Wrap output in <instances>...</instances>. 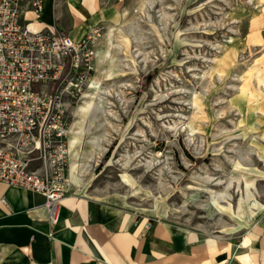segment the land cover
<instances>
[{
	"label": "rangeland",
	"instance_id": "374dc122",
	"mask_svg": "<svg viewBox=\"0 0 264 264\" xmlns=\"http://www.w3.org/2000/svg\"><path fill=\"white\" fill-rule=\"evenodd\" d=\"M99 27L77 187L264 255V0H123Z\"/></svg>",
	"mask_w": 264,
	"mask_h": 264
},
{
	"label": "crops",
	"instance_id": "0c3cea01",
	"mask_svg": "<svg viewBox=\"0 0 264 264\" xmlns=\"http://www.w3.org/2000/svg\"><path fill=\"white\" fill-rule=\"evenodd\" d=\"M122 2L44 0L40 15L25 19L32 31L79 38L95 26H111ZM69 137L71 157L77 142ZM72 184L52 226L42 195L0 183V264H264V255L248 251L242 240L235 246L177 221L142 217Z\"/></svg>",
	"mask_w": 264,
	"mask_h": 264
},
{
	"label": "built area",
	"instance_id": "2783aa9c",
	"mask_svg": "<svg viewBox=\"0 0 264 264\" xmlns=\"http://www.w3.org/2000/svg\"><path fill=\"white\" fill-rule=\"evenodd\" d=\"M43 1L0 0V183L42 195L54 226L71 193L72 108L96 72L102 28L79 38L32 31L25 15L38 17Z\"/></svg>",
	"mask_w": 264,
	"mask_h": 264
},
{
	"label": "bare ground",
	"instance_id": "6f19581e",
	"mask_svg": "<svg viewBox=\"0 0 264 264\" xmlns=\"http://www.w3.org/2000/svg\"><path fill=\"white\" fill-rule=\"evenodd\" d=\"M111 27V26H109ZM30 29H35V27L33 25H30L29 26ZM108 30V29H107ZM106 34V33H105ZM113 35V34H112ZM116 36V35H115ZM121 37V36H120ZM106 38V36H105ZM113 39V38H112ZM115 41V39H114ZM113 41V42H114ZM112 43V41H111ZM115 43V42H114ZM110 44V43H109ZM116 44V43H115ZM127 45V43L125 42V46ZM96 55L97 57H99L100 55V59H97V62L98 63H103L106 59V51H97L96 50ZM100 70L96 68V72L95 74L93 75V77L91 78V80L89 81V83L85 86V88L81 91L75 105L73 106L72 108V119H71V122H70V127H69V133L74 135L76 140H71L69 143L70 144H73V143H76V141L80 140L81 141V138H82V135L85 133L86 131V126H90L89 124L86 125L87 121L89 120V117H90V113L92 112L93 109L99 107L98 106V103H96V92L100 89V82H99V77L98 75L100 74ZM106 92V91H105ZM107 93V92H106ZM99 97V96H98ZM102 108V107H101ZM104 108V107H103ZM91 121V120H90ZM93 121V120H92ZM98 121V120H97ZM89 122V121H88ZM93 123V122H92ZM91 123V124H92ZM95 123V122H94ZM97 123V122H96ZM109 123V122H108ZM100 124V123H99ZM94 126V125H93ZM95 129V127L93 128L92 127V130ZM91 130V131H92ZM99 133V132H98ZM92 134V133H91ZM95 136V134H93ZM92 136V135H90ZM94 138V137H93ZM88 139V138H87ZM91 140V139H90ZM93 141V140H91ZM86 142V141H85ZM88 142V140H87ZM86 142V143H87ZM89 143V142H88ZM81 144V143H80ZM79 144V145H80ZM69 146V145H68ZM71 153V152H70ZM72 154V153H71ZM77 154L78 152L77 151H74V156L73 158H71L70 162H69V168H68V175L70 176V179L74 182V183H77L79 184V180H78V177L80 178L79 173L75 172L77 170V167H78V161H77ZM86 157V156H85ZM84 157V158H85ZM88 157V156H87ZM81 158V157H80ZM83 158V157H82ZM88 159V158H87ZM86 160V159H85ZM84 165V164H83ZM82 171V170H80ZM85 171V170H83ZM85 173V172H84ZM82 174V173H81ZM83 184V183H82ZM244 184V182H243ZM248 184V183H247ZM252 184V183H251ZM244 186V185H243ZM79 188V187H78ZM245 188H246V185H245ZM247 190V189H246ZM84 191V190H83ZM245 191V190H244ZM247 192L245 191L244 194H246ZM87 194V193H86ZM251 195V194H250ZM92 196V195H90ZM248 196V194H247ZM238 202H237V208H236V216H239L240 215V209H241V204L243 202V197L240 198V196L238 197ZM249 199V198H248ZM95 201V200H94ZM212 202L215 204V206L217 208H220L221 210L223 209L224 212H229L230 211V206L229 204L227 203L226 205H223V206H218L217 205V202L215 200H212ZM251 205V204H250ZM254 206V205H253ZM249 207V206H248ZM246 209V208H244ZM147 210L146 209H138L137 210V213H144L146 212ZM242 212V211H241ZM164 213V212H163ZM242 214V213H241ZM162 215V214H160ZM163 216V215H162ZM240 217V216H239ZM241 219V218H240ZM239 219V220H240ZM241 221V220H240ZM244 221V220H242ZM248 223V222H247ZM239 226H241L242 224H238ZM245 228V227H244ZM228 230V229H227Z\"/></svg>",
	"mask_w": 264,
	"mask_h": 264
}]
</instances>
